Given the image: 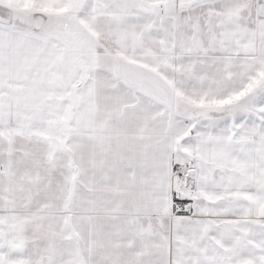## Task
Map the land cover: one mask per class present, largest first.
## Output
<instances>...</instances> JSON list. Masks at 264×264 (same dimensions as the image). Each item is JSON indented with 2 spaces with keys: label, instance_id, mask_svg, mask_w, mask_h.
I'll list each match as a JSON object with an SVG mask.
<instances>
[{
  "label": "snow or ice",
  "instance_id": "snow-or-ice-1",
  "mask_svg": "<svg viewBox=\"0 0 264 264\" xmlns=\"http://www.w3.org/2000/svg\"><path fill=\"white\" fill-rule=\"evenodd\" d=\"M0 264H264V0H0Z\"/></svg>",
  "mask_w": 264,
  "mask_h": 264
}]
</instances>
